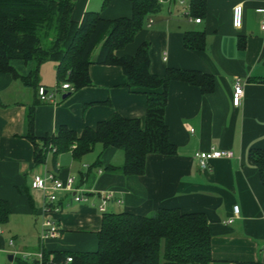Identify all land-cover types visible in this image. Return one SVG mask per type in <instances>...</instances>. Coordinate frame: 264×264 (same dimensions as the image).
<instances>
[{"label": "crops", "instance_id": "crops-1", "mask_svg": "<svg viewBox=\"0 0 264 264\" xmlns=\"http://www.w3.org/2000/svg\"><path fill=\"white\" fill-rule=\"evenodd\" d=\"M159 3L160 9L146 17L134 41L118 54L133 55L143 42H149L153 74L164 77L168 68L199 70L214 76L215 89L206 94L185 81L170 83L165 118L177 153H149L142 175L108 171L119 151L101 143L82 157L49 149L46 160L37 163L36 145L26 136L30 109L38 147L62 125L81 133L115 111L127 118H146L144 89L126 87L128 78L119 65L97 62L101 45L89 68L93 84L68 91L66 98L63 95L68 92H63L56 102L42 101L36 86L0 73V199L11 209L8 222L0 224V264H33L29 254L43 249L96 251L105 213L100 206L109 191L115 197L106 212L147 215L159 208H179L183 213H204L212 234L213 264H264V184L250 158L253 149L264 148V0H207L201 14L191 13L190 0ZM237 3L244 5L239 29L232 22ZM90 10L106 19L131 17L133 4L111 0L104 8L103 0H75L73 18L81 22ZM189 31L205 33L202 49L186 47ZM13 65L22 76L34 68V62L21 60ZM237 79L245 88L240 106L232 99ZM56 82L57 64L47 61L41 66L39 84L50 88ZM212 148L232 150L234 156L214 159L202 168L194 154ZM50 173L63 181L75 177L79 192L89 199L76 201L75 191L33 188L36 174ZM53 193L58 195L55 201L49 198ZM236 204L239 216L229 223ZM45 218L57 223L59 236L42 237Z\"/></svg>", "mask_w": 264, "mask_h": 264}, {"label": "trees", "instance_id": "trees-1", "mask_svg": "<svg viewBox=\"0 0 264 264\" xmlns=\"http://www.w3.org/2000/svg\"><path fill=\"white\" fill-rule=\"evenodd\" d=\"M131 17L106 19L99 11H87L81 22L73 18L75 0H0V73H9L26 85L40 86L42 64H57L58 83L69 82L75 90L92 85L89 68L95 50L101 45L97 62L119 65L128 78L126 87H141L147 96L144 120L127 118L115 111L107 120L88 126L83 132L62 125L55 135H47L38 147L34 133V112H28L26 136L36 145L35 161L44 162L49 149L55 154L72 151L75 157L92 151L96 144L115 147L118 158L106 169L124 175H142L149 153L175 155L165 114L170 83L185 81L212 93L215 78L199 70L168 68L164 77L150 71V43L143 42L133 55L118 51L134 41L146 17L156 13L159 0H129ZM111 0H103L107 7ZM207 0H190L191 13L206 10ZM205 33L189 31L185 45L202 49ZM14 60L34 62L22 76ZM73 92V91H72ZM250 158L264 184V148L253 149ZM10 205L0 199V224L8 222ZM94 252H49L43 249V264H213L212 234L204 213H183L179 208H159L147 215L105 212ZM53 255V259L50 256ZM72 256L73 260L67 262ZM35 262L33 261V264ZM236 264H263L238 262Z\"/></svg>", "mask_w": 264, "mask_h": 264}, {"label": "built area", "instance_id": "built-area-1", "mask_svg": "<svg viewBox=\"0 0 264 264\" xmlns=\"http://www.w3.org/2000/svg\"><path fill=\"white\" fill-rule=\"evenodd\" d=\"M197 22L201 21V18L196 19ZM153 20L151 19V23ZM232 22L233 26L237 29L241 28L244 22V5L243 3H237L233 7V16H232ZM262 29L264 30V21L262 23ZM74 87L69 82H62L57 83L54 87L48 88L45 85H40L38 87V95L40 99L44 102H56L57 97L59 94L63 92H72L74 91ZM245 95V88L241 81V79H237L234 83V89H233V104L235 106H240L242 104L243 98ZM193 130V129H192ZM234 156V152L232 150H222V149H215L212 148L211 150L207 151H196L194 154V158L199 162L202 168H208L214 159L219 158H232ZM33 188L36 189H47V188H53L56 191H75L74 193V199L79 202H84L89 199V195L85 194L84 192H79V188L76 187V181L75 177H69L67 180L63 181L60 178H58L54 173H50L48 175H41L36 174L33 178L32 182ZM115 193L113 191L107 192L102 197V204L100 206V210L102 212H106L108 203L114 199ZM50 200L55 201L58 198L57 193H53L50 195ZM234 214L231 218L228 219L229 223H232L236 217L239 216V205H234ZM44 227L46 228L42 237L43 238H49V237H57L60 234L59 226L52 218H45ZM12 243V241H11ZM33 255L34 264H43V258L44 254L42 250H39L38 252ZM51 259H53V255L50 256ZM73 260L72 256H69L67 258V262H71Z\"/></svg>", "mask_w": 264, "mask_h": 264}, {"label": "water", "instance_id": "water-1", "mask_svg": "<svg viewBox=\"0 0 264 264\" xmlns=\"http://www.w3.org/2000/svg\"><path fill=\"white\" fill-rule=\"evenodd\" d=\"M69 94H70L69 92H68V93H65V94L63 95V97H64V98H66L67 96H69ZM10 259L12 260V259H13V257H12V256H10Z\"/></svg>", "mask_w": 264, "mask_h": 264}, {"label": "rangeland", "instance_id": "rangeland-1", "mask_svg": "<svg viewBox=\"0 0 264 264\" xmlns=\"http://www.w3.org/2000/svg\"><path fill=\"white\" fill-rule=\"evenodd\" d=\"M57 83V82H56ZM56 83L54 85H50V88L54 87L56 85Z\"/></svg>", "mask_w": 264, "mask_h": 264}]
</instances>
